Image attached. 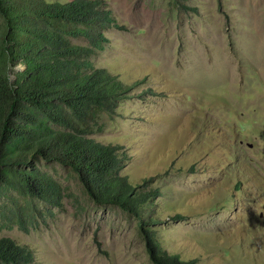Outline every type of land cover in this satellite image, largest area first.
I'll return each instance as SVG.
<instances>
[{"label": "rangeland", "instance_id": "374dc122", "mask_svg": "<svg viewBox=\"0 0 264 264\" xmlns=\"http://www.w3.org/2000/svg\"><path fill=\"white\" fill-rule=\"evenodd\" d=\"M103 1L114 22L90 61L133 87L91 136L123 146L120 173L162 193L149 225L162 249L264 264V0ZM35 166L59 202L0 191V237L43 264H154L135 216L94 202L68 166Z\"/></svg>", "mask_w": 264, "mask_h": 264}, {"label": "trees", "instance_id": "16d2710c", "mask_svg": "<svg viewBox=\"0 0 264 264\" xmlns=\"http://www.w3.org/2000/svg\"><path fill=\"white\" fill-rule=\"evenodd\" d=\"M113 22L103 0H0V191H16L25 206L58 203L59 186L35 166L55 161L78 175L94 202L136 217L154 264H195L155 239L149 225L160 219L159 189L120 173L123 146L91 136L101 130V114L133 87L90 61ZM0 264L43 263L29 245L0 237Z\"/></svg>", "mask_w": 264, "mask_h": 264}]
</instances>
